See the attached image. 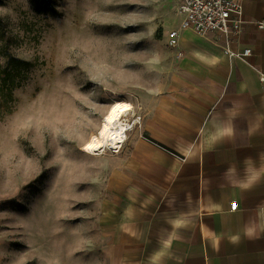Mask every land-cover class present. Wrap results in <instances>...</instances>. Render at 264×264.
Segmentation results:
<instances>
[{
  "label": "rangeland",
  "instance_id": "obj_1",
  "mask_svg": "<svg viewBox=\"0 0 264 264\" xmlns=\"http://www.w3.org/2000/svg\"><path fill=\"white\" fill-rule=\"evenodd\" d=\"M177 6L0 0V46L35 64L13 102L0 100V264L144 260L143 251L109 243L113 232L141 225V211L155 208L181 163L146 137L141 109L171 61L166 39ZM114 102L132 106L125 141L118 152L85 154L82 145Z\"/></svg>",
  "mask_w": 264,
  "mask_h": 264
},
{
  "label": "crops",
  "instance_id": "obj_2",
  "mask_svg": "<svg viewBox=\"0 0 264 264\" xmlns=\"http://www.w3.org/2000/svg\"><path fill=\"white\" fill-rule=\"evenodd\" d=\"M241 2L238 38L182 32L183 57L169 51L141 98L146 137L181 163L141 225L110 239L145 252L139 264H264V0Z\"/></svg>",
  "mask_w": 264,
  "mask_h": 264
},
{
  "label": "built area",
  "instance_id": "obj_3",
  "mask_svg": "<svg viewBox=\"0 0 264 264\" xmlns=\"http://www.w3.org/2000/svg\"><path fill=\"white\" fill-rule=\"evenodd\" d=\"M177 25L167 32L166 48L174 53L175 59L183 57L179 48L180 34L189 31L198 36L218 34L224 37L226 43L238 38L242 33L245 21L241 0H177ZM258 29H264V21L256 23ZM230 57H246L250 50L241 53H231ZM236 204L231 203L234 211Z\"/></svg>",
  "mask_w": 264,
  "mask_h": 264
},
{
  "label": "bare ground",
  "instance_id": "obj_4",
  "mask_svg": "<svg viewBox=\"0 0 264 264\" xmlns=\"http://www.w3.org/2000/svg\"><path fill=\"white\" fill-rule=\"evenodd\" d=\"M132 106L127 102H114L103 116L95 134L82 145V152L99 156L106 151L118 152L129 130L127 116Z\"/></svg>",
  "mask_w": 264,
  "mask_h": 264
},
{
  "label": "trees",
  "instance_id": "obj_5",
  "mask_svg": "<svg viewBox=\"0 0 264 264\" xmlns=\"http://www.w3.org/2000/svg\"><path fill=\"white\" fill-rule=\"evenodd\" d=\"M0 38L3 40L4 31L0 20ZM0 56L4 58L3 64L0 66V100L8 106L13 102V92L22 86L27 80L29 73L35 64L12 56L6 46H0Z\"/></svg>",
  "mask_w": 264,
  "mask_h": 264
}]
</instances>
